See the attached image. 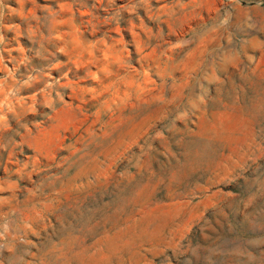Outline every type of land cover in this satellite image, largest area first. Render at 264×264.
<instances>
[{
  "label": "rangeland",
  "instance_id": "1",
  "mask_svg": "<svg viewBox=\"0 0 264 264\" xmlns=\"http://www.w3.org/2000/svg\"><path fill=\"white\" fill-rule=\"evenodd\" d=\"M0 264H264V0H0Z\"/></svg>",
  "mask_w": 264,
  "mask_h": 264
}]
</instances>
